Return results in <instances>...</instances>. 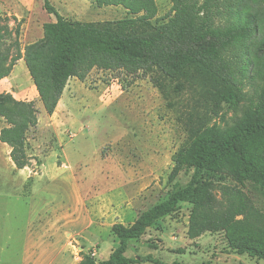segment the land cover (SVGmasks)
Masks as SVG:
<instances>
[{
    "label": "rangeland",
    "instance_id": "rangeland-1",
    "mask_svg": "<svg viewBox=\"0 0 264 264\" xmlns=\"http://www.w3.org/2000/svg\"><path fill=\"white\" fill-rule=\"evenodd\" d=\"M49 3L69 20L101 22L130 15L122 6H88L84 0ZM156 4L153 21H166L171 0ZM0 9L1 48L10 47L11 54L16 40L23 49L43 36L45 22L56 19L44 0H0ZM2 89L33 101L38 122L26 137L29 166L17 168L10 147L0 141V264H76L84 253L107 259L118 244L111 226L131 224L123 216L127 208L138 216L189 182L192 168L171 174L189 127L216 123L228 130L245 107L239 101L216 108L201 84L170 80L156 70L131 75L93 69L84 81L70 78L50 115L24 62L2 80ZM245 90L251 95L254 88ZM4 125L0 117V128ZM203 178L214 185L217 208L225 205L220 186H237L264 214L263 185H241L230 175L208 171ZM191 209V203H180L140 239L130 240L125 253L135 259L130 264H156L142 260L147 255L167 264H264V259L230 250L223 231L190 239Z\"/></svg>",
    "mask_w": 264,
    "mask_h": 264
},
{
    "label": "trees",
    "instance_id": "trees-1",
    "mask_svg": "<svg viewBox=\"0 0 264 264\" xmlns=\"http://www.w3.org/2000/svg\"><path fill=\"white\" fill-rule=\"evenodd\" d=\"M97 7L122 6L130 14L117 20L78 21L63 17L44 0L55 21L45 22L43 36L15 53L1 48L0 80L23 58L47 114L57 107L70 78L84 81L93 69L123 70L134 75L156 70L170 80L201 84L218 108L221 103L245 101L242 117L230 129L214 124L190 126L187 141L174 157L172 175L192 168L189 182L168 198L142 211L129 225L115 222L118 244L107 259L84 253L76 264H130V240H138L155 221L192 204L187 235L195 239L206 231H223L230 250L264 259V214L254 208L237 186L222 185L225 205L216 207L214 185L203 172L225 173L241 185L264 186V0H171V14L157 23L156 0H88ZM18 35V29L15 31ZM254 88L251 95L246 86ZM184 85L178 83L181 89ZM0 141L10 147L17 168L29 166L26 137L38 122L31 100L0 92ZM144 261L162 263L151 255ZM171 264H183L174 261Z\"/></svg>",
    "mask_w": 264,
    "mask_h": 264
},
{
    "label": "crops",
    "instance_id": "crops-1",
    "mask_svg": "<svg viewBox=\"0 0 264 264\" xmlns=\"http://www.w3.org/2000/svg\"><path fill=\"white\" fill-rule=\"evenodd\" d=\"M84 1L87 2V3L89 4L88 6L91 5V3H90L88 0H84ZM0 10H3V9H0ZM58 12L60 13V11H58ZM60 14L62 15V13H60ZM8 15H10V13H8ZM51 21H55V19H53V20H51ZM49 22H50V21H49ZM18 62H24L23 58L17 60L16 64H17ZM16 64H15V65H16ZM15 65L13 66V68H12L10 74H9L7 77H5V78H3V79L0 80V84H1L2 80L7 79L10 75L13 74V69H14ZM0 92H7V91H4V89H2ZM58 103H59V102H58ZM130 210H131L130 208H127L126 211H124L123 216L126 217V218H128V219H131V223H132V222L134 221V219L137 218V216H134L133 214H131V211H130ZM132 216H133V217H132ZM29 264H30V263H29Z\"/></svg>",
    "mask_w": 264,
    "mask_h": 264
}]
</instances>
